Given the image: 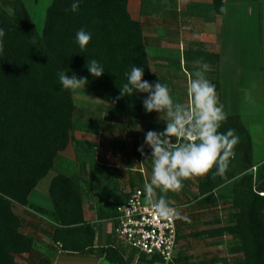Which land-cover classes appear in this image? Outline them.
<instances>
[{
  "label": "trees",
  "instance_id": "16d2710c",
  "mask_svg": "<svg viewBox=\"0 0 264 264\" xmlns=\"http://www.w3.org/2000/svg\"><path fill=\"white\" fill-rule=\"evenodd\" d=\"M10 3L13 15L0 6V28L4 30L3 50L0 51V264H18L14 261L12 251H24L29 256L34 249L33 239L16 230L19 219L5 196L25 204L30 189L48 169L55 172L49 195L54 219L61 225L49 232L53 242L79 255H104L112 264H127L135 256L143 264H151L153 258L135 248L128 249L124 260L117 247L123 243L116 240L110 220L116 213L117 205L136 186H143L142 178L126 194L113 193L105 231L101 222L84 224L81 219L83 196H90L92 190L105 180L106 166L96 160L98 144L95 142L72 138L73 158L59 150L71 139V130L101 134L102 129H111L112 126L103 123L93 112L87 115L85 108L76 107L71 90L61 88L58 72L68 71V75L75 72L86 77L85 87L98 98L111 103L115 112L126 116L128 126L133 127L138 120H142L146 131L162 130L163 120L156 111L143 110L142 99L147 93L119 96V88L127 79L125 73L133 63L143 67L142 79L150 82L159 80L167 84L174 98L182 103L184 98L173 89V76L154 74L149 69L146 52L149 38L143 35L141 23L131 18L127 0H81L76 12L66 11L72 0H51L45 10L40 34L23 1L11 0ZM222 3V0L188 1L180 10V15L214 21L222 11ZM176 6V0H141V13L154 15L159 13L161 7L168 9ZM81 27L92 32V38L84 49L74 43L75 33ZM197 44L200 42L191 43L188 48ZM201 45L197 49L202 51ZM93 58L105 68L98 77L92 76L86 67V62ZM194 67L188 71L189 76ZM205 75L217 89L216 72L207 69ZM228 129L234 130L238 142L233 147L234 155L230 157L226 174L213 175L214 166L208 173L197 176L198 189L199 192L211 191L233 176L236 168H242L240 177L231 188L230 214L235 217V221L230 216V224L219 228V231L235 234L233 249L244 250L247 254L243 264H263L264 194H259V191L264 192V161L256 168L257 172L251 170L254 166L251 138L238 115H226L219 131ZM150 153L146 149V154ZM132 154L135 161H141L142 154L135 141ZM130 161L126 156L125 163ZM79 164L87 167L91 178L83 177ZM81 176L82 199L76 198L71 188L75 178ZM157 191L158 195H165L168 202L171 201V191ZM228 200L225 198V201ZM88 206L91 208L93 204ZM69 224H75L70 231L69 228H63ZM177 228L179 238L178 225ZM218 241L222 242V239ZM48 247L56 250L53 244ZM180 257L177 251L169 264H179ZM219 259L214 257L211 262ZM27 264H51L50 255H39Z\"/></svg>",
  "mask_w": 264,
  "mask_h": 264
},
{
  "label": "rangeland",
  "instance_id": "374dc122",
  "mask_svg": "<svg viewBox=\"0 0 264 264\" xmlns=\"http://www.w3.org/2000/svg\"><path fill=\"white\" fill-rule=\"evenodd\" d=\"M10 1L0 0V6L8 14L13 15L14 10ZM22 1L28 10L30 19L40 34L45 10L51 0ZM130 10L135 16L132 6ZM145 33L151 36L154 32L150 27H146ZM150 53L155 55L149 57V69L154 74L163 73L173 76V89L182 95L184 98L182 103L188 106L189 98L186 94V85L189 74L186 70H189L190 63L183 59L181 51L172 54L167 52L156 54L158 51L151 50ZM195 66L198 65L196 64ZM228 84L230 85L231 82H228ZM244 90L249 93L251 99L252 97H257V90L253 84L247 86V88L245 87ZM71 97L76 107L85 108L87 115L93 112L103 123L106 122V124L108 123L112 126L111 129H102L101 135L96 136V138H99L97 161L106 166L105 180L92 190L90 196H83L82 199L80 186L83 177L91 178V174L86 166L79 164L83 177L75 178L76 180L71 183L72 192L77 195L76 198L79 197L83 201L82 209H80L81 219L84 224L98 221L103 224V231H105L104 227L107 224L106 222H108L107 213L110 209L113 193L126 194L134 185L139 183L140 178L149 180L151 177V161L144 155H142L141 161H135L132 154L133 141L136 142L138 147L143 145L145 154L146 149L151 151V148L144 142L145 123L142 120H138L135 126H128L126 116L115 112L111 103L98 98L85 86L84 88L72 89ZM245 98L248 99V96L245 95ZM226 100L224 98V104H226ZM233 105L236 107V103H233ZM157 114L162 117V114ZM76 135L78 136L77 133H74V130H71V139L59 152L73 154L74 143L72 138H76ZM261 140L262 138H260L259 148L264 152V142ZM176 141V138H174V142ZM126 156L131 159L130 163H125ZM255 159H258L257 154ZM127 164L131 166H126ZM260 165L261 163L251 170L257 172L256 168ZM241 169L236 168L233 176L228 177L221 185L211 191L199 192L197 176L183 179L180 190L171 191L169 199L176 203L179 213L177 217L180 234L177 251L181 255L179 264H243L247 254L244 250L233 249L235 234L225 230L222 233L219 231V228H224L230 224L231 188L234 181L240 177ZM54 175L55 172L52 169H48L45 175L30 189L26 196L27 202L25 204L9 196L5 197L10 201L11 208L19 219L16 230L33 239V250H43L47 255H50V260L52 259L57 264H81L82 262L79 261V258L59 257L56 259V251L59 248L62 249L60 243L56 242L57 249L54 251L44 247L43 241L40 240V234L46 235V233L52 232L54 228L61 226L54 219L53 203L49 195V187ZM259 194H264V192L259 191ZM225 198L229 200L225 201ZM90 203L93 204L91 208L88 206ZM231 218L232 221H235L234 216H231ZM73 226L75 224L64 225L63 228H69L68 231H70ZM219 239H222V242H219ZM117 247H119V253L123 255V258L128 254V249H130L123 245H118ZM63 251L65 250L62 249L61 253ZM11 254L14 261L18 264H27L29 262L28 257H26L27 253L24 251H12ZM214 257L220 258L219 261L211 262ZM81 261H85V259H81ZM110 264L112 263L110 262ZM127 264L143 263L140 258L135 256Z\"/></svg>",
  "mask_w": 264,
  "mask_h": 264
},
{
  "label": "crops",
  "instance_id": "0c3cea01",
  "mask_svg": "<svg viewBox=\"0 0 264 264\" xmlns=\"http://www.w3.org/2000/svg\"><path fill=\"white\" fill-rule=\"evenodd\" d=\"M188 1L213 0H176V7H161L159 13L154 15L141 13V0H127V10L131 18L141 23L143 35L149 38L146 44L149 57L155 55L150 53L151 50L158 51L156 54L181 51L183 59L190 63L189 70L200 61L208 64L209 71L216 72L218 86L215 90L219 103L223 105L227 115L240 117L250 135L252 158L254 166H257L264 161V152L259 148L260 138L264 142V0H222V11L216 15L214 21L181 16L180 10ZM131 6L135 16L130 10ZM146 27L154 32L151 36L145 33ZM195 42L203 45L202 51L197 49L200 44L188 48ZM251 84L257 90V97L252 99L244 90ZM224 98L227 99L226 104ZM233 103H236V107ZM74 133L78 134V139L99 144V138H96L101 135L99 133L82 130H74ZM256 154L258 159H255ZM64 155L73 158L74 151L73 154ZM40 235L44 247L49 248L53 244L57 249L49 233ZM61 251L60 248L56 251V259L79 258L81 264H110L104 255L83 256L66 250L62 254ZM42 254L47 253L33 250L26 257L32 262ZM51 264L57 262L51 259Z\"/></svg>",
  "mask_w": 264,
  "mask_h": 264
},
{
  "label": "clouds",
  "instance_id": "9594fccd",
  "mask_svg": "<svg viewBox=\"0 0 264 264\" xmlns=\"http://www.w3.org/2000/svg\"><path fill=\"white\" fill-rule=\"evenodd\" d=\"M80 3L81 0H72L66 11H78ZM3 36L4 30L0 28V51L3 50ZM91 38L92 32L81 27L75 33L74 43L84 49ZM196 63L198 66L191 70L186 85L188 106L174 98L167 84L142 79L144 69L134 63L125 73L126 82L119 88V96L147 93L142 99L143 110L162 114V130L149 129L144 135L151 153L145 154L143 145L138 147V151L151 160V177L144 183L143 191L155 215L161 219H170L179 213L165 195H158L157 190L160 193L178 191L183 179L208 173L214 166L212 174L224 176L230 157L234 155L233 147L238 142L233 129L219 131L227 114L219 103L215 85L206 78L208 64ZM86 67L94 77L105 71L103 64L95 58L88 60ZM67 72H58L61 88H84L86 77L75 72L68 75ZM174 138L178 142L174 143Z\"/></svg>",
  "mask_w": 264,
  "mask_h": 264
},
{
  "label": "built area",
  "instance_id": "2783aa9c",
  "mask_svg": "<svg viewBox=\"0 0 264 264\" xmlns=\"http://www.w3.org/2000/svg\"><path fill=\"white\" fill-rule=\"evenodd\" d=\"M145 182L144 178L143 185ZM169 204L178 211L176 203L169 201ZM177 217L161 219L156 216L146 200L143 186H136L117 205L116 213L110 220L117 241L153 258L151 264H169L177 251Z\"/></svg>",
  "mask_w": 264,
  "mask_h": 264
}]
</instances>
